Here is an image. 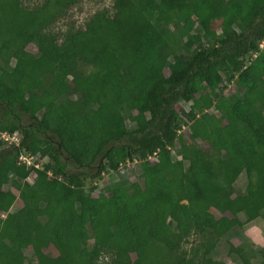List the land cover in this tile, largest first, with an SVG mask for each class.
Wrapping results in <instances>:
<instances>
[{
    "label": "trees",
    "instance_id": "16d2710c",
    "mask_svg": "<svg viewBox=\"0 0 264 264\" xmlns=\"http://www.w3.org/2000/svg\"><path fill=\"white\" fill-rule=\"evenodd\" d=\"M81 1L0 0V264H264V0Z\"/></svg>",
    "mask_w": 264,
    "mask_h": 264
},
{
    "label": "rangeland",
    "instance_id": "374dc122",
    "mask_svg": "<svg viewBox=\"0 0 264 264\" xmlns=\"http://www.w3.org/2000/svg\"><path fill=\"white\" fill-rule=\"evenodd\" d=\"M41 0H22L23 4L27 6H32L34 3H38ZM114 4V0H82L78 5H76L74 8H72L70 13V18L65 19L58 24L55 25V30H65L69 27L70 23H74V27H82L96 12L100 10H109L112 11L111 8ZM262 46V45H261ZM33 50L32 47H29ZM27 63L26 59L19 58L15 62V67L17 70H19L23 65ZM84 68V67H83ZM183 107V104L177 105V111L179 112L180 109ZM180 118H183L181 114H179ZM24 122L32 123L30 121L28 116L24 117ZM131 120L133 121V116L131 117ZM184 120V119H183ZM257 122L260 124L261 122L257 120ZM186 124V123H185ZM15 140L9 139L7 142H5L4 147L10 146L12 143H14ZM2 148H0L1 150ZM169 158L174 157V153L170 154L168 156ZM48 161V157L44 158L41 157L39 159V165L41 166L44 162ZM130 162V163H129ZM129 165V166H128ZM139 170L140 168V162L138 160H134L133 162L129 159L127 160V167H125L124 172L121 170L122 176H124L127 171L129 170ZM243 176V175H242ZM119 178V175L115 172L107 171L106 169L103 171L102 176L100 179L96 180L95 183H89L86 188L88 191L90 190V186L92 184H97V186L100 187V190L102 187L108 183L110 180H116ZM135 188L138 192L141 191L140 184L138 182H135ZM99 190L97 189L95 192V195H98ZM202 203H204L205 206L208 207V202L205 199H202ZM2 217L4 218V225L7 227H11L12 225V213L9 211L8 213L2 214ZM41 224L38 225L39 228H41ZM48 231L51 235L52 242L54 246H59L61 241V235L52 227L48 228ZM230 238V237H228ZM207 239V235L200 234V233H192L181 245L180 249L178 250L179 255H184V253L187 255V257H190L192 254L193 249L198 246L201 242H204ZM235 244H240L242 241H253L260 246H264V217H259L255 219L252 222L247 223L240 232H238V237L235 239H232ZM220 252H214V262L215 264H221V262H224L225 264H237L235 261L232 260L230 256H227L223 250V248H220ZM51 253H55L54 250ZM111 260L110 254H104L101 259L99 260V264H106Z\"/></svg>",
    "mask_w": 264,
    "mask_h": 264
},
{
    "label": "built area",
    "instance_id": "2783aa9c",
    "mask_svg": "<svg viewBox=\"0 0 264 264\" xmlns=\"http://www.w3.org/2000/svg\"><path fill=\"white\" fill-rule=\"evenodd\" d=\"M1 137L6 141H8L9 139H13V140H15V142H18V140H19L18 137H16V136L11 137L7 133L2 134ZM20 161L23 163L26 162L28 165H31L33 162V156H26L23 154L20 156Z\"/></svg>",
    "mask_w": 264,
    "mask_h": 264
}]
</instances>
